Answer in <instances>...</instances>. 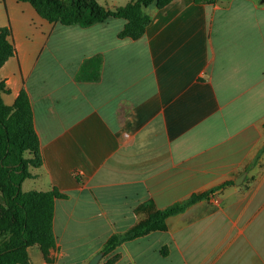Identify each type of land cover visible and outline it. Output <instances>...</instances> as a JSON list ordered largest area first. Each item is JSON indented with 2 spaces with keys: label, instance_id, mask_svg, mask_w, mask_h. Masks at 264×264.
<instances>
[{
  "label": "crops",
  "instance_id": "obj_1",
  "mask_svg": "<svg viewBox=\"0 0 264 264\" xmlns=\"http://www.w3.org/2000/svg\"><path fill=\"white\" fill-rule=\"evenodd\" d=\"M5 3L14 54L1 97L27 92L42 155L25 191L65 195L54 199L51 262L33 245L29 264H90L100 252L97 264L115 254L112 264H264V0H173L146 11L135 40L118 37L123 20L66 26ZM95 55L99 78L78 79ZM210 191L166 230L103 255L142 205Z\"/></svg>",
  "mask_w": 264,
  "mask_h": 264
},
{
  "label": "trees",
  "instance_id": "obj_2",
  "mask_svg": "<svg viewBox=\"0 0 264 264\" xmlns=\"http://www.w3.org/2000/svg\"><path fill=\"white\" fill-rule=\"evenodd\" d=\"M25 2L49 23L79 25L88 27L109 18L125 21L119 31V38L138 39L142 37L150 15L146 8L161 9L173 0H132L123 6L106 8L97 0H15ZM11 31L0 27V67L14 54L10 40ZM101 57L92 56L80 66L77 78L97 80L100 75ZM8 90L0 82V264H29L27 248L38 246L46 262H51L49 251L55 246L53 232L54 199L64 194L50 191H22L21 184L33 177L30 168L42 165L38 136L34 129L33 112L29 97L21 89L11 105L2 100ZM264 150V147H263ZM212 191L192 194L187 199L166 208L156 209L151 203L139 209L145 217L121 234H114L105 242L102 252L106 255L121 243L143 236L152 231L166 230V219L179 214L190 205L207 199ZM117 255L103 264H112Z\"/></svg>",
  "mask_w": 264,
  "mask_h": 264
},
{
  "label": "rangeland",
  "instance_id": "obj_3",
  "mask_svg": "<svg viewBox=\"0 0 264 264\" xmlns=\"http://www.w3.org/2000/svg\"><path fill=\"white\" fill-rule=\"evenodd\" d=\"M10 3L16 8V9H20V7H27L28 8V11H29V13L31 14V15H33V17H38L39 18V16L35 13V11L32 9V7L29 5V4H27V3H21V2H16V1H14V0H9V10L10 11H12V9H11V6H10ZM153 6H150V7H148V8H146L145 9V11H148L149 9H151ZM19 16L20 17H24L23 19L25 20V23L27 22V21H31V24H33V19L27 14V11H24L23 13H19ZM0 17H1V20L3 19V20H7V17H8V15H7V8H6V3H5V0H0ZM109 19H111V18H109ZM113 19H118V20H116V22H114V24H109V26L110 27H112L113 29H117V28H120V23H122V20L123 19H119V18H113ZM108 20V19H107ZM124 21V20H123ZM1 22V21H0ZM38 26V25H37ZM10 98V96L9 95H6V96H4L3 97V99H4V101L6 102V103H10L11 101H8V99ZM26 182L23 184H21V190H23V191H25V190H27L29 187V185L31 184L32 185V182L31 181H28V180H25ZM30 185V186H31ZM32 250H31V253H32V251H36V250H34V249H37L36 247H33V248H31ZM31 259H32V262H34V257L31 255Z\"/></svg>",
  "mask_w": 264,
  "mask_h": 264
},
{
  "label": "water",
  "instance_id": "obj_4",
  "mask_svg": "<svg viewBox=\"0 0 264 264\" xmlns=\"http://www.w3.org/2000/svg\"><path fill=\"white\" fill-rule=\"evenodd\" d=\"M101 255H102L101 252L98 253L97 255H95V256L91 259L90 264H97V262H98V260L100 259Z\"/></svg>",
  "mask_w": 264,
  "mask_h": 264
}]
</instances>
